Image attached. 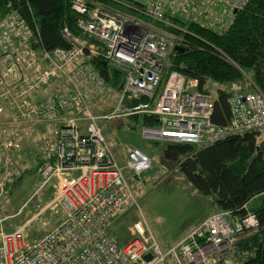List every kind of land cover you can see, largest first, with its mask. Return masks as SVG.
I'll list each match as a JSON object with an SVG mask.
<instances>
[{"label": "built area", "instance_id": "1", "mask_svg": "<svg viewBox=\"0 0 264 264\" xmlns=\"http://www.w3.org/2000/svg\"><path fill=\"white\" fill-rule=\"evenodd\" d=\"M220 21L248 0H208ZM199 0H147L145 7L125 8L170 27L166 14L189 13ZM81 35L62 31L65 48L40 49L38 28L17 13L0 19V200L17 177L12 156L19 149V125L49 123L53 144L38 169L43 184L53 182L64 219L39 239L25 240L28 221L12 231L0 228V264H232L228 255L244 234L259 228L256 215L233 218L228 211L208 215L182 240L163 252L142 222L120 244L108 231L113 218L131 202L125 168L134 174L152 161L133 146L119 164L104 138L100 119L142 113L156 118L142 125L145 139L206 145L249 130L264 131V94L236 89L228 97L230 119L211 121L213 101L199 92L198 81L177 70L166 73L181 38L131 13L103 4L71 0ZM99 57L123 77L115 110L93 111L108 90L105 77L91 61ZM144 102H139L141 99ZM137 102V104H135ZM39 213V212H38ZM37 213V214H38ZM35 214V215H37ZM5 218H0V226ZM150 258L145 259V255ZM171 259V262H168Z\"/></svg>", "mask_w": 264, "mask_h": 264}, {"label": "trees", "instance_id": "2", "mask_svg": "<svg viewBox=\"0 0 264 264\" xmlns=\"http://www.w3.org/2000/svg\"><path fill=\"white\" fill-rule=\"evenodd\" d=\"M85 1L89 6L100 3L131 13L153 22L158 28L176 33L184 50L176 51L170 58L165 76L169 71L177 70L186 78L197 80V90L209 95L213 101V123L219 126L228 124L230 107L227 99L234 90H258L264 94V0H248L234 14L220 21L212 17L215 9L212 2L199 0L183 18L166 14L168 22L177 27L142 17L125 8L121 4L127 2L125 0ZM70 3L71 0H0V19L17 13L34 23L38 28L40 49L52 51L69 45L62 34L64 28L72 35H81L77 26L80 17L72 11ZM205 5L212 11L203 9L197 14V8ZM91 62L106 79L108 90L102 99L110 95L111 105L105 111L108 113L116 103L123 77L117 71L109 70L99 57ZM214 90L215 95L212 94ZM99 100L93 105L95 114ZM144 101L143 98L138 103ZM127 117L129 123L118 117L110 119L121 120L117 130L156 123L154 116L142 113ZM99 124L105 125L103 121ZM104 134L114 153L113 143L108 140L106 132ZM164 155L165 160L177 164L180 174L192 186L211 198L212 213L228 211L233 218H241L249 211L256 215L258 230L244 234L234 243L228 257L232 264H264V131L249 130L200 146L167 142ZM257 198H261V202L251 207Z\"/></svg>", "mask_w": 264, "mask_h": 264}, {"label": "rangeland", "instance_id": "3", "mask_svg": "<svg viewBox=\"0 0 264 264\" xmlns=\"http://www.w3.org/2000/svg\"><path fill=\"white\" fill-rule=\"evenodd\" d=\"M125 1L137 3L141 7L147 4V0ZM197 9V14L204 10L212 11L208 5ZM176 17L183 18L184 15L180 12ZM212 94L215 95V90ZM109 96L101 98L96 103V115L107 116L115 110L118 97L113 109L105 113L111 105ZM127 116L129 115L123 114L118 118H122L124 123H129L130 118ZM117 119L102 118L100 121L105 123L101 125L104 138L106 140L104 134L106 132L108 140L113 143L111 145L119 164L125 166L124 149L132 145L151 158L152 166L140 174H134L125 168L124 175L133 198L123 211L113 218L109 231L120 244H123L131 239L133 224L142 222L160 249L166 252L212 213L211 198L192 186L180 174L176 163L165 160L166 141L143 138L142 125L140 128L117 130L121 121ZM52 129L49 123L18 126L22 140L12 159V168L17 171V177L0 200V218H5L0 228L12 231L28 221L24 236L29 242L39 239L65 217V211L60 204H50L55 196L54 183L50 181L43 184L38 171L49 157L53 144ZM20 175L21 178H18ZM258 202H261V198L253 200L250 206L256 207ZM168 262L170 263L171 259H168Z\"/></svg>", "mask_w": 264, "mask_h": 264}, {"label": "water", "instance_id": "4", "mask_svg": "<svg viewBox=\"0 0 264 264\" xmlns=\"http://www.w3.org/2000/svg\"><path fill=\"white\" fill-rule=\"evenodd\" d=\"M175 50L176 51H183L184 49L181 46H176ZM103 64L105 65V62ZM150 256H151L150 254L145 255V259L148 260L150 258Z\"/></svg>", "mask_w": 264, "mask_h": 264}, {"label": "crops", "instance_id": "5", "mask_svg": "<svg viewBox=\"0 0 264 264\" xmlns=\"http://www.w3.org/2000/svg\"><path fill=\"white\" fill-rule=\"evenodd\" d=\"M0 155H3V152H0ZM15 155L12 156V158L14 157ZM207 217V216H206ZM110 228V227H109ZM109 228H108V231H109ZM110 235L112 236L111 232L109 231ZM113 237V236H112ZM183 239V238H182ZM181 239V240H182Z\"/></svg>", "mask_w": 264, "mask_h": 264}]
</instances>
